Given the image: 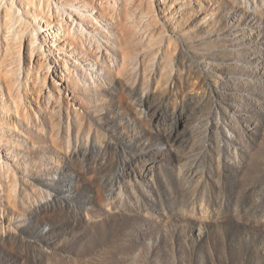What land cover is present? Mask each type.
I'll return each instance as SVG.
<instances>
[{
  "label": "rangeland",
  "instance_id": "374dc122",
  "mask_svg": "<svg viewBox=\"0 0 264 264\" xmlns=\"http://www.w3.org/2000/svg\"><path fill=\"white\" fill-rule=\"evenodd\" d=\"M0 264H264V0H0Z\"/></svg>",
  "mask_w": 264,
  "mask_h": 264
},
{
  "label": "bare ground",
  "instance_id": "6f19581e",
  "mask_svg": "<svg viewBox=\"0 0 264 264\" xmlns=\"http://www.w3.org/2000/svg\"><path fill=\"white\" fill-rule=\"evenodd\" d=\"M7 144H8V141L4 144V145H6L7 146Z\"/></svg>",
  "mask_w": 264,
  "mask_h": 264
}]
</instances>
